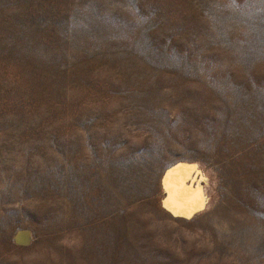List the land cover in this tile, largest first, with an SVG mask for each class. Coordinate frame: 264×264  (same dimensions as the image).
<instances>
[{
	"label": "rangeland",
	"instance_id": "obj_1",
	"mask_svg": "<svg viewBox=\"0 0 264 264\" xmlns=\"http://www.w3.org/2000/svg\"><path fill=\"white\" fill-rule=\"evenodd\" d=\"M0 264H264V0H0Z\"/></svg>",
	"mask_w": 264,
	"mask_h": 264
},
{
	"label": "water",
	"instance_id": "obj_2",
	"mask_svg": "<svg viewBox=\"0 0 264 264\" xmlns=\"http://www.w3.org/2000/svg\"><path fill=\"white\" fill-rule=\"evenodd\" d=\"M195 172L196 167L188 160H176L165 169L164 175L168 178V185L177 187L181 198L179 203L170 202L169 207L164 206L171 216L191 219L203 211L206 202L202 189L196 184V180L192 181ZM201 204L203 207H200ZM28 238L29 236L27 240Z\"/></svg>",
	"mask_w": 264,
	"mask_h": 264
},
{
	"label": "bare ground",
	"instance_id": "obj_3",
	"mask_svg": "<svg viewBox=\"0 0 264 264\" xmlns=\"http://www.w3.org/2000/svg\"><path fill=\"white\" fill-rule=\"evenodd\" d=\"M191 163L196 167V172L193 174L192 181L196 180V184L199 185L200 188L203 191L205 202H208L207 201V198H208V194L207 193L208 192H206V183H205V185L203 184V182H205V180H206V175L204 174V172L202 171L201 167L198 165L197 162H191ZM164 172H165V170H164ZM164 172L162 173V177H161V180H160V183H161L160 185H161V188H162L161 189L162 190L161 206H162L163 209H165L164 206H166V202H167V206L166 207H169V203L170 202L172 204H174V203H179L180 200H181L180 193H179L177 187H175V186L170 187L168 185L169 181H168V178L165 177ZM27 236L28 235H27L26 232L21 231V232L16 234V240L20 241V240H23V239H27Z\"/></svg>",
	"mask_w": 264,
	"mask_h": 264
},
{
	"label": "snow or ice",
	"instance_id": "obj_4",
	"mask_svg": "<svg viewBox=\"0 0 264 264\" xmlns=\"http://www.w3.org/2000/svg\"><path fill=\"white\" fill-rule=\"evenodd\" d=\"M166 206H167V202H166ZM200 207H203V204H201ZM177 214H182V213H177Z\"/></svg>",
	"mask_w": 264,
	"mask_h": 264
}]
</instances>
